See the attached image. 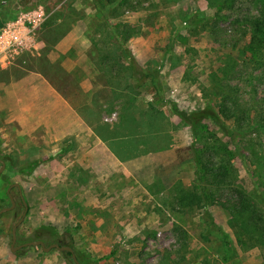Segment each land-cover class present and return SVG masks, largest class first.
Listing matches in <instances>:
<instances>
[{"label": "rangeland", "instance_id": "374dc122", "mask_svg": "<svg viewBox=\"0 0 264 264\" xmlns=\"http://www.w3.org/2000/svg\"><path fill=\"white\" fill-rule=\"evenodd\" d=\"M5 5L15 12L5 23L38 8L45 15L36 32L37 51L7 67L11 76L38 70L92 132L90 141L78 143L70 136L56 144L62 150L54 155L49 154L53 148L49 145L42 152L47 157H9L0 152L5 164L0 209L9 206L6 190L15 183L27 206L13 247L30 241L45 247L63 244L73 249L79 264H264V235L250 222H264V205L246 199L250 206L244 216L237 207L236 193L249 196L264 190L259 168L241 156L248 157V151L230 145L235 180L217 193L210 189L216 196L208 201L207 211L231 241L233 255L225 259L214 239L201 237L199 211L185 214L172 198L182 190L198 192L190 150L193 136L167 106H157L150 89H133L114 37L118 33L126 38V49L141 68L157 71L161 96L179 110L194 111L209 99L218 105L212 89L222 92L225 84L232 96L248 100L254 89L256 96L264 94L261 72L245 54L249 38L243 19L257 15L256 1L114 0L106 26L94 17L91 0H7ZM78 67L89 77L90 93L76 91L69 70ZM111 97L128 103L137 116L149 114L148 104L161 113L163 117L150 113L153 123L146 132L164 138L163 144L149 146L133 158L112 153L98 136L106 137L109 130L104 126L118 120V106ZM3 114L0 129L6 121ZM7 131L5 126L8 140ZM218 135L214 136L224 142ZM9 194L15 206L0 216V264H74L55 249L10 251L11 228L23 207L15 188ZM111 251L107 261H83Z\"/></svg>", "mask_w": 264, "mask_h": 264}, {"label": "trees", "instance_id": "16d2710c", "mask_svg": "<svg viewBox=\"0 0 264 264\" xmlns=\"http://www.w3.org/2000/svg\"><path fill=\"white\" fill-rule=\"evenodd\" d=\"M6 1L0 0V16L5 18H0V27H2L7 18L13 19L12 16L15 14L9 5H5ZM121 1L124 2L125 0ZM255 1L259 8L257 15L243 19V24L249 38L245 46V54H247L249 60L256 67L255 69L261 72L259 79H262L261 81L264 83V0ZM91 2L95 8L94 17L102 19L106 26L108 24L109 7L113 4L114 0H91ZM114 37L118 42L120 53L125 61L124 71H127L128 80L130 82L131 79L133 89H150L154 94L157 106L162 108L167 106L170 112L177 117L180 124L188 128L193 136L194 141L190 150L194 179L197 187H199L198 192H196L197 190L193 192L182 190L177 192L175 197L173 196L172 198H175L178 207L185 210V214L199 211V222L203 225L201 237L206 241L214 239L215 243L218 244V251L222 256L225 259L231 258L233 254L228 234L213 221L207 211L208 201L213 196H216V194L210 192V189L212 191L216 190L217 193V190L230 186L235 180L233 169L230 165L231 151L228 149L231 146L236 150L244 148L248 151V157H244L241 154L243 160L247 161L248 159L250 164H254L259 168L262 173L261 176L264 178V94L256 96L257 89H252L253 95L248 100H245L236 97V94L232 96L229 92L225 91L228 87L225 84L223 85L222 92L217 91V88L212 89L211 94L217 96L220 100L218 105L213 104L212 100L209 99L205 105L194 111L186 112L179 110L174 103L165 100L161 96V84L157 71L141 68L126 49V38L124 39L118 33H114ZM111 100L118 106V120L111 127L104 126L106 130H109V133L105 131L107 133L106 137L103 138L100 133H98V136H100L102 141H106L107 147L112 153L121 158L123 155H125L124 158H133L147 152L149 146L163 144L164 138L159 135H150L146 132L149 124L153 123L150 120L152 116L150 113L153 112L163 117L161 113L156 112L148 104L149 114L144 115L142 113V115L137 116L128 103L127 105L122 104L118 101V98L114 99L111 97ZM208 128L214 129V133L209 131ZM215 134H219L218 136L224 142L220 141V139L218 140L214 136ZM208 135L213 136L216 141H211ZM254 141L257 143L253 144ZM254 146L255 148L257 147V151L255 152L251 150ZM123 149L126 151L122 153L121 150ZM140 149L143 150L140 151ZM33 165L35 166L37 163ZM203 185H208L209 189L202 188ZM236 197L239 201L237 207L240 209L238 211L240 216H244L248 210V206H250L246 199H256L258 203L264 205V190H255L249 196L239 192V195L236 193ZM246 220L248 222L249 218ZM250 222L255 224V228L261 229L260 236L264 235V222L254 220ZM75 230L77 228L73 229V231ZM59 246L65 245L59 244ZM62 254L71 258L68 253L63 252ZM113 254V251H111L102 257L91 258L88 256L84 257L83 261L104 262L109 260Z\"/></svg>", "mask_w": 264, "mask_h": 264}, {"label": "crops", "instance_id": "0c3cea01", "mask_svg": "<svg viewBox=\"0 0 264 264\" xmlns=\"http://www.w3.org/2000/svg\"><path fill=\"white\" fill-rule=\"evenodd\" d=\"M69 64H66L68 68ZM69 73L78 85L77 93H90L89 77L80 67L69 70ZM4 75L8 79L2 78ZM59 93L38 70L16 77L11 76L8 68L0 70V113H4L6 119L0 129L3 135L0 136V152L3 155L47 157V152L42 153L44 148L46 151V147L52 145L48 152L54 155L62 150L56 144L64 143L70 136L78 143L90 141L92 132ZM5 126L10 135L8 140L4 136Z\"/></svg>", "mask_w": 264, "mask_h": 264}, {"label": "built area", "instance_id": "2783aa9c", "mask_svg": "<svg viewBox=\"0 0 264 264\" xmlns=\"http://www.w3.org/2000/svg\"><path fill=\"white\" fill-rule=\"evenodd\" d=\"M44 20V13L38 8L0 27V70L21 61L26 53L37 51L36 32Z\"/></svg>", "mask_w": 264, "mask_h": 264}, {"label": "water", "instance_id": "95a60500", "mask_svg": "<svg viewBox=\"0 0 264 264\" xmlns=\"http://www.w3.org/2000/svg\"><path fill=\"white\" fill-rule=\"evenodd\" d=\"M4 168H5V164L4 162L0 159V175L3 173L4 171ZM11 188H15L17 191H18V196L21 200V204L23 206V211H22V214L20 216V218L17 220V222L13 225V227L11 228V244H10V251L11 252H14L16 250H19V249H22V248H26V247H40L41 251L44 252V253H47L49 252L50 250L52 249H55L59 252H65V253H68L71 257V260L74 264H79L72 249L70 247H67V246H59L58 244H52V245H49L47 247L44 246V244L40 241H31V242H28V243H24V244H21L19 246H16L15 248L13 247L14 243H15V230L16 228L22 223L25 215H26V212H27V206L25 204V202L22 200V197H21V194H20V188H19V185L18 184H12L8 187V189L6 190V195H7V198H8V201H9V206L6 207V208H3L0 210V216L3 215L4 213H7V212H10L11 210H13L14 206H15V203L11 197V195L9 194V190Z\"/></svg>", "mask_w": 264, "mask_h": 264}]
</instances>
